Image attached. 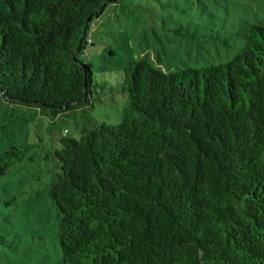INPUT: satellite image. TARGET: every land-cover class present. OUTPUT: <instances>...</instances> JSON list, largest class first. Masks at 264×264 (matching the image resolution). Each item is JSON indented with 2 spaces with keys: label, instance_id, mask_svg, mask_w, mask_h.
<instances>
[{
  "label": "trees",
  "instance_id": "16d2710c",
  "mask_svg": "<svg viewBox=\"0 0 264 264\" xmlns=\"http://www.w3.org/2000/svg\"><path fill=\"white\" fill-rule=\"evenodd\" d=\"M120 2L0 0V91L53 120L86 113L101 84L80 55ZM121 86L120 124L65 131L53 152L56 264H264V24L229 62L165 74L132 59ZM27 150L0 154V176Z\"/></svg>",
  "mask_w": 264,
  "mask_h": 264
},
{
  "label": "rangeland",
  "instance_id": "374dc122",
  "mask_svg": "<svg viewBox=\"0 0 264 264\" xmlns=\"http://www.w3.org/2000/svg\"><path fill=\"white\" fill-rule=\"evenodd\" d=\"M251 24H264V0H121L94 22L93 43L80 55L100 83L94 106L55 120L0 91V154L27 148L0 176V264H56L62 258L60 212L49 192L58 172L53 152L61 138L80 137L95 124L122 122L128 95L122 70L132 59L150 61L165 74L231 61Z\"/></svg>",
  "mask_w": 264,
  "mask_h": 264
},
{
  "label": "built area",
  "instance_id": "2783aa9c",
  "mask_svg": "<svg viewBox=\"0 0 264 264\" xmlns=\"http://www.w3.org/2000/svg\"><path fill=\"white\" fill-rule=\"evenodd\" d=\"M90 41H92V40L90 39Z\"/></svg>",
  "mask_w": 264,
  "mask_h": 264
},
{
  "label": "water",
  "instance_id": "95a60500",
  "mask_svg": "<svg viewBox=\"0 0 264 264\" xmlns=\"http://www.w3.org/2000/svg\"><path fill=\"white\" fill-rule=\"evenodd\" d=\"M104 7H105V6H104ZM104 7H103V8H104Z\"/></svg>",
  "mask_w": 264,
  "mask_h": 264
}]
</instances>
